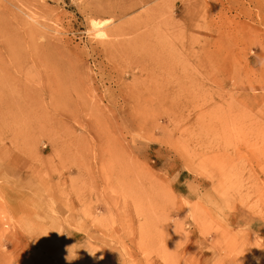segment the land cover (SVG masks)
<instances>
[{
    "label": "rangeland",
    "instance_id": "1",
    "mask_svg": "<svg viewBox=\"0 0 264 264\" xmlns=\"http://www.w3.org/2000/svg\"><path fill=\"white\" fill-rule=\"evenodd\" d=\"M0 264H264V0H0Z\"/></svg>",
    "mask_w": 264,
    "mask_h": 264
},
{
    "label": "bare ground",
    "instance_id": "2",
    "mask_svg": "<svg viewBox=\"0 0 264 264\" xmlns=\"http://www.w3.org/2000/svg\"><path fill=\"white\" fill-rule=\"evenodd\" d=\"M124 12H126V14H127L128 9L124 10ZM122 14H123V11H122L121 15ZM102 25H104L102 22L93 21V26L95 28H99ZM10 48H11V46H10ZM174 49L176 50V48H174ZM166 57L168 60H164L162 62V68L163 69L171 68L173 71H175L177 69L176 62L175 61L170 62L173 59L167 55H166ZM152 61H153V64L155 65V67H159V63H158L156 58H152ZM72 65L78 66V64H76V63H72ZM72 73H73L72 79H74L75 78V70L72 71ZM132 75H135V74L133 73ZM176 83H177L176 81H168L167 84L164 86L163 91L162 90L160 91L159 88H156V87L150 88L149 84L147 83V86L150 88L149 90L152 91L154 94V98H152V96L148 95L146 92H142V91H132V92L128 93V92H123L122 90H120V95L122 96V100L126 103H130V101L132 100L133 102L142 103L143 107L147 103L152 104L153 107H151L147 110V111H149L148 114L144 112V114L141 116L143 118L147 117V118L151 119V117L149 116L150 110L154 111L158 105L164 104L167 101H168V103L172 104V106L176 109V111L178 113H180L178 97L176 99H174L170 96V95L175 94V92H176V90L174 89L176 87ZM170 86H171V88H170ZM94 88L96 89L95 86H94ZM169 88H170V90H169ZM74 93L69 92L68 96L72 98ZM215 150H216V152L212 153V155H220V156L225 155V154H222L221 151H219L216 147H215ZM217 157H219V156H217ZM217 162H218V164L220 163L222 166H226V167L229 166V162L227 160L221 159V160H218ZM82 171L86 172V173L88 172L87 168L86 169L82 168ZM213 181H214V185L218 184V182H216V180L213 179ZM226 190H227V188H225L224 193H226Z\"/></svg>",
    "mask_w": 264,
    "mask_h": 264
}]
</instances>
